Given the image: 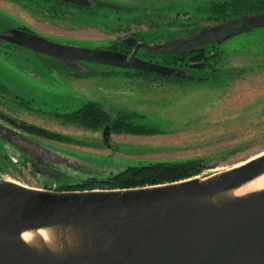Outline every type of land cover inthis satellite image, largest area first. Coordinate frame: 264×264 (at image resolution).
Here are the masks:
<instances>
[{
    "label": "rangeland",
    "instance_id": "rangeland-1",
    "mask_svg": "<svg viewBox=\"0 0 264 264\" xmlns=\"http://www.w3.org/2000/svg\"><path fill=\"white\" fill-rule=\"evenodd\" d=\"M214 1L0 0V31L25 27L61 42L131 53L135 45L126 36L158 42L222 20ZM204 49V67L175 65L208 76L198 80L90 61H81L86 73L75 74L52 56L0 41V178L49 188L158 161L197 162L195 175L203 177L264 152V25ZM149 51L141 47L138 55L164 59ZM90 99L112 118L130 114L143 130L60 114Z\"/></svg>",
    "mask_w": 264,
    "mask_h": 264
},
{
    "label": "water",
    "instance_id": "water-1",
    "mask_svg": "<svg viewBox=\"0 0 264 264\" xmlns=\"http://www.w3.org/2000/svg\"><path fill=\"white\" fill-rule=\"evenodd\" d=\"M262 25L264 9L158 42L129 35L123 40L135 45L131 53L61 42L19 26L0 31V41L77 70L90 61L184 75L181 67L139 56V49L205 47ZM262 173L264 152L207 176L132 187L55 189L0 178V264H264V187L235 192ZM41 228L50 229V240L23 235Z\"/></svg>",
    "mask_w": 264,
    "mask_h": 264
},
{
    "label": "trees",
    "instance_id": "trees-1",
    "mask_svg": "<svg viewBox=\"0 0 264 264\" xmlns=\"http://www.w3.org/2000/svg\"><path fill=\"white\" fill-rule=\"evenodd\" d=\"M212 9H214L216 13L220 17H222V20H225L234 16H238L245 12L263 10L264 0H216L212 3ZM204 48L205 47H198L167 52L149 51L148 54H164V59L156 60L158 62L174 65L188 63L191 66L202 68L208 63V54H204ZM186 55H189V57H187ZM144 58L153 60L152 57L145 56ZM129 69L134 70L136 72L149 71L156 74H162L160 72L145 69L126 68V70ZM75 70V74L86 73L84 72L86 69ZM181 76L196 78L198 80L208 78V76H194L189 73ZM60 114H63L66 118L70 120H76L92 126H100L105 122H110L111 125L115 128H122V126H125V124H131L130 126L133 127V129H129L135 131L143 130L142 127L140 125H137L136 122L132 123V121H130V114L126 112H121L120 114H118V116L112 118L111 115L101 105V103L98 100L94 99L87 100L79 107H76L70 111H66ZM16 123L28 129H39V127L29 123H25L23 121H16ZM199 171L200 167L197 165V162L168 163L164 161H158L155 163L147 164H127L119 170L112 171L108 174L89 175L87 177L80 178L74 182H65L63 184H59L58 186H49V188L91 189L141 186L188 178L195 175Z\"/></svg>",
    "mask_w": 264,
    "mask_h": 264
},
{
    "label": "bare ground",
    "instance_id": "bare-ground-1",
    "mask_svg": "<svg viewBox=\"0 0 264 264\" xmlns=\"http://www.w3.org/2000/svg\"><path fill=\"white\" fill-rule=\"evenodd\" d=\"M263 153V152H262ZM264 187V173L256 176L255 178L245 182L240 187H238L236 193H245L247 191L260 189ZM24 237L28 240L35 239L40 235H43L47 240L51 238V231L49 228H41L39 230H29L23 233Z\"/></svg>",
    "mask_w": 264,
    "mask_h": 264
},
{
    "label": "flooded vegetation",
    "instance_id": "flooded-vegetation-1",
    "mask_svg": "<svg viewBox=\"0 0 264 264\" xmlns=\"http://www.w3.org/2000/svg\"><path fill=\"white\" fill-rule=\"evenodd\" d=\"M25 28V27H24ZM28 29H30V28H28ZM139 40V39H138ZM3 42H9V41H5V40H2ZM17 44V43H16ZM19 45V44H18ZM132 45H134V44H132ZM21 46V45H20ZM112 48V47H111ZM117 49V48H116ZM119 50H122V51H124L123 49H119Z\"/></svg>",
    "mask_w": 264,
    "mask_h": 264
}]
</instances>
